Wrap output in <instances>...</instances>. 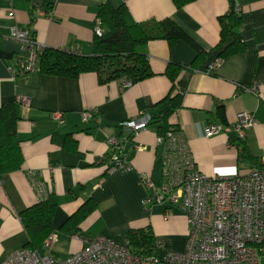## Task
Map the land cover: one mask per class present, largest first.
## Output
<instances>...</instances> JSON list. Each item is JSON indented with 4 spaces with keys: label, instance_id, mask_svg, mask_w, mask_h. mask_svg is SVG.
<instances>
[{
    "label": "crops",
    "instance_id": "0c3cea01",
    "mask_svg": "<svg viewBox=\"0 0 264 264\" xmlns=\"http://www.w3.org/2000/svg\"><path fill=\"white\" fill-rule=\"evenodd\" d=\"M126 4L137 22L174 21L204 52L184 39H153L146 43L152 76L125 86V79L101 82L95 72L66 77L41 71L14 78L11 66L23 53L10 37L12 27L29 30L46 47L93 52L92 42L102 3ZM242 24L237 28L243 52L220 59L219 18L229 0H196L177 8L172 0H0V106L17 94L30 99L18 106L17 137L23 163L0 176V263L29 242L21 213L44 198L55 203L53 224L67 256L81 250V237L103 235L125 244L133 230L150 228L164 252L184 251L188 241L185 212L172 205L143 202L149 190L141 174L160 185L163 154L159 143L161 116L172 108L168 124L185 139L193 166L208 176L245 173L264 164V0H235ZM38 9L46 14L39 15ZM218 62L213 68L210 64ZM169 67L176 68L172 76ZM186 81L184 92L180 82ZM258 84L261 96L248 87ZM176 94L180 98L175 100ZM94 110L84 121L82 113ZM64 112L58 123L51 112ZM249 111L255 125L240 140L234 132L204 135L211 122L227 126L237 114ZM150 117L136 136L121 126L129 119ZM114 136L124 140L129 169L107 171ZM244 148L245 152L244 153ZM31 171H37L33 177ZM87 202L93 209L74 225L64 226ZM169 217L164 218L166 210ZM43 243L37 250L50 255ZM160 251V250H159ZM161 252V251H160ZM162 253V252H161Z\"/></svg>",
    "mask_w": 264,
    "mask_h": 264
},
{
    "label": "built area",
    "instance_id": "2783aa9c",
    "mask_svg": "<svg viewBox=\"0 0 264 264\" xmlns=\"http://www.w3.org/2000/svg\"><path fill=\"white\" fill-rule=\"evenodd\" d=\"M38 14L46 13L38 9ZM95 33H102L100 20ZM10 37L20 42L23 48L16 65L11 66L13 77L39 71V56L46 45L38 42L29 30L17 26L11 28ZM64 50L78 52L76 48ZM218 62L210 64L209 68ZM131 84L124 81L125 86ZM248 90L257 97L261 96L258 84L249 86ZM15 101L23 111L29 108L28 96L17 94ZM93 115L94 110L84 111L82 118L86 121ZM51 117L61 123L64 112L53 111ZM149 121L150 117L143 115L124 121L121 126L136 136L147 128ZM255 123L251 112L241 111L235 122L227 126L209 123L204 135L211 137L221 132H234L240 140H244L247 130ZM158 141L166 146L162 158L165 180L158 185L149 174H141V182L149 190L143 203L177 206L185 212L188 241L184 251L169 250L162 258L158 243L156 254L142 256L130 247L128 240L119 244L109 237L98 235L81 237L84 247L65 259L24 247L0 264H264V164L245 173L208 176L193 166L180 131H169L166 136H159ZM108 143L113 152L109 156L107 171L129 169L130 163L123 155L124 140L111 136ZM36 174L37 171H31L33 177ZM169 214L167 209L164 218H168ZM57 241L58 234L51 232L43 245L52 248Z\"/></svg>",
    "mask_w": 264,
    "mask_h": 264
},
{
    "label": "trees",
    "instance_id": "16d2710c",
    "mask_svg": "<svg viewBox=\"0 0 264 264\" xmlns=\"http://www.w3.org/2000/svg\"><path fill=\"white\" fill-rule=\"evenodd\" d=\"M177 8L196 0H172ZM228 11L219 18L220 41L215 50H219L220 59L241 53L245 49L243 40L237 32L242 24V15L237 11L235 0H229ZM101 22V35L95 34L90 55L68 52L64 49L46 47L39 56V71L66 76L78 77L82 73L95 72L101 82L125 79L131 83L152 76L151 65L145 51V45L153 39L173 41L184 39L197 51V58L204 52L197 44L171 19L166 18L156 22H137L132 17L126 4L113 6L104 2L98 10ZM169 67L167 74L175 80ZM180 98L176 94L175 100ZM19 104L16 101L0 106V175L20 169L23 156L17 137V125L20 120ZM172 108L161 116L159 124L160 136H166L169 131H178L168 124L167 117ZM244 153L245 148H244ZM87 202L77 213L71 216L64 226L77 225L84 219L93 206ZM56 205L44 198L21 213L23 224L29 235L27 247L36 250L46 237L55 230L53 216ZM130 247L139 255L150 256L158 251V241L150 228L137 229L128 237Z\"/></svg>",
    "mask_w": 264,
    "mask_h": 264
},
{
    "label": "rangeland",
    "instance_id": "374dc122",
    "mask_svg": "<svg viewBox=\"0 0 264 264\" xmlns=\"http://www.w3.org/2000/svg\"><path fill=\"white\" fill-rule=\"evenodd\" d=\"M159 256L160 257H164L166 252H164L163 250H161V248L159 249ZM49 253L51 256H54L55 258L58 257V258H62V257H65L67 256V254L69 253V247L67 244H65L64 242H61L60 244H57L53 247L52 250H49Z\"/></svg>",
    "mask_w": 264,
    "mask_h": 264
},
{
    "label": "water",
    "instance_id": "95a60500",
    "mask_svg": "<svg viewBox=\"0 0 264 264\" xmlns=\"http://www.w3.org/2000/svg\"><path fill=\"white\" fill-rule=\"evenodd\" d=\"M180 85L182 86L181 91L184 92V90H185V86H186V81H185V80H182V81L180 82Z\"/></svg>",
    "mask_w": 264,
    "mask_h": 264
}]
</instances>
